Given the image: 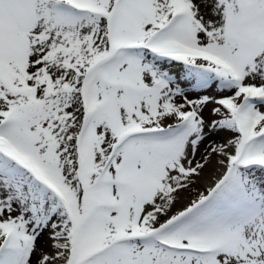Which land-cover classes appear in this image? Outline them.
<instances>
[{"label": "snow or ice", "instance_id": "1", "mask_svg": "<svg viewBox=\"0 0 264 264\" xmlns=\"http://www.w3.org/2000/svg\"><path fill=\"white\" fill-rule=\"evenodd\" d=\"M0 264H264V0H0Z\"/></svg>", "mask_w": 264, "mask_h": 264}, {"label": "rangeland", "instance_id": "2", "mask_svg": "<svg viewBox=\"0 0 264 264\" xmlns=\"http://www.w3.org/2000/svg\"><path fill=\"white\" fill-rule=\"evenodd\" d=\"M212 94H217L215 89L212 90ZM197 190H201V187H198ZM196 194H197L196 191H193L191 193H184L182 202H184V204H186L191 198H194Z\"/></svg>", "mask_w": 264, "mask_h": 264}, {"label": "bare ground", "instance_id": "3", "mask_svg": "<svg viewBox=\"0 0 264 264\" xmlns=\"http://www.w3.org/2000/svg\"><path fill=\"white\" fill-rule=\"evenodd\" d=\"M206 186V182H202V184L200 185L201 189L202 187ZM184 203V202H183Z\"/></svg>", "mask_w": 264, "mask_h": 264}]
</instances>
